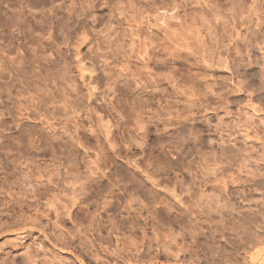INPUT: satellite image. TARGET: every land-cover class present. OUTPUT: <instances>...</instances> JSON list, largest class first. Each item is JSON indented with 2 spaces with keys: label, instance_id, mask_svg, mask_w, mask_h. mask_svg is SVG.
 Wrapping results in <instances>:
<instances>
[{
  "label": "rangeland",
  "instance_id": "374dc122",
  "mask_svg": "<svg viewBox=\"0 0 264 264\" xmlns=\"http://www.w3.org/2000/svg\"><path fill=\"white\" fill-rule=\"evenodd\" d=\"M62 1H65V0H62ZM59 2H61V1H59ZM59 2L56 3V5H57L56 9L57 10L55 12V16L57 15V18L60 17L59 20L60 19L64 20L65 16L63 17L64 14L61 12L62 10L60 11L58 9V7L62 6L64 2L63 3H59ZM119 2L122 3L123 1L119 0ZM181 2H183V1H181ZM181 2L178 1V3H181ZM23 3H24V0H15L14 1L15 7L17 10L22 11V9L24 8L25 11L26 10L31 11V9L29 10V8L26 9V6ZM5 4L2 5V3L0 1V11H1L0 13L2 15H3V13L7 12L6 10H8V7H7L8 4L7 5H5ZM181 6H179V7L177 6L175 9H173L172 11H168V12L162 10V11H159L158 13L155 12V14H154V12L149 10V11H147L148 13L147 12L144 13V15H143L144 19L142 22L143 23V31H142L143 37L141 39L142 44L140 46V52H139V55L141 56V59L143 62L142 61L140 62L137 58H135V56H133V59L131 60L133 62V65H132V63H128L130 61V58H129L130 57V52H129L130 48H129L128 44H130V43L129 42H128V44L124 43L126 47H121V45H124V44L120 41L117 34H116V36H115V34H113V32L115 30H117L118 33L122 30V29H120V27H117L116 23H114L113 26H111L112 28L111 27L109 28V26H107V25H102L103 27H100V26H97L96 23L94 24V26L90 27V28H92V30L93 29L95 30V31L93 30L95 32V33H93V35H94L93 37L97 40L98 44H100L101 48L103 49V51L99 52V54L103 55L105 52V53H107V55H109V54H110V56L114 55L113 60H112V57L109 60V62H110L109 65H111V67L112 66L115 67L116 65H118V66L124 65V67H125L129 64L128 66L132 65L131 66L132 70H135V68H137V71H139V72H140V68H141L140 75H141V78L143 79V82L148 83L149 80L151 81L152 79L156 78L159 81L161 80L160 86L162 88V89L159 88L160 90L159 89L156 90L152 87H148L145 89V92H143V90L139 86V88L142 90V91L140 90V92H141L140 96L136 95L133 98H132V96L124 97V98H126V99H124V101H125L124 102L123 97L119 98V96H121V95H119V93L116 91L117 86L122 85V83H123L122 79H120L115 86L112 85V87H111V86L105 84L107 82V80L104 78L102 80V90H104L106 92L105 93L106 96L103 97V99H101V101H99L98 105L101 106L102 104H105V105H109V107L110 106H116V108L118 107L116 109L117 113L115 111H114V113L116 114L117 117L120 116L119 118H121L120 119L121 123H123L125 128L127 129V133L130 137L131 142L133 143L132 155L134 157L139 158L142 156V149H145L147 151V155H146L144 161L141 162V165L145 168V170L148 172V174L159 177L165 184H168L170 186H176L177 190L182 193V199L184 201L185 206L183 207V209L182 208L181 209L176 208L177 210L176 209L173 210L171 212V214H168V216L165 215L166 213H164L162 211V209L165 206H162L161 203L159 202L160 200L167 199L165 194H163V193L160 195L158 194L160 199L157 202H152V200L146 199V198L136 197L134 199L136 201H134L132 203L134 210H139L140 212L139 211L138 212L142 213V215L144 217L149 216V218H150L148 220V223L149 222L150 223L147 225L148 227L146 226V231H147L146 233H147L148 238L149 239L152 238L153 235H152L150 228L152 225H155L154 227L155 228L157 227L156 230H158V232L160 231L159 234L161 235V238L163 236V238L165 239L163 241L164 242L166 241L165 243H167L168 247H171L170 249H171L172 253H175V254H173V255H175L173 257L174 259L169 258L170 256L168 258L165 257V258L160 259V262L162 264H206V263L207 264H252L251 258L254 255H256L259 252V250L262 252V258H263L261 260V262H264V253H263L264 252V247H263V245H264V234H262V233H264L263 232L264 228H261V226L263 227V224H264V217H263L264 216V187H263L264 186V182H263L264 181V179H263L264 178V176H263L264 175V108L259 109V108H257V106L253 105V103L247 99L248 94H247L246 90L244 89L245 86L249 83V79L246 80L245 74L252 73L251 71H253L254 73L259 72L258 67H251V70L249 68H246V66L248 65L250 60L255 59L256 61L259 62L260 65H262V63L264 62V48H263L264 46H262V45H264V43H263L264 42V32H263L264 30L262 31L263 35H262V32L260 33V38L257 42L259 45L257 43H253L252 45H250V44H246L245 42H244L245 43L244 44L241 41L239 45H241V47L244 45H247V46L249 45L248 46L249 50L243 51L239 56L234 55L235 54L234 52H232V53L226 52L225 53V51H227L226 50L227 48H225V44L227 45L230 43L222 37L224 32L221 30V28H222L221 25H222V23H224L226 21L230 22L229 19H231V13L224 10L226 12L224 14L223 10H220L218 12L220 17H219V19L214 18L216 20V21L214 20L215 21L214 22L208 18L206 13H201L200 9H198L197 6H187L186 9H185V7H181ZM258 6H259V8L260 7L264 8V2H262V5L260 2ZM263 10L264 9H262V11H260V12L261 13L264 12ZM28 11H26V12H28ZM105 12L108 14V11H105ZM106 13H105V15H106ZM6 14L8 15L7 17H9L10 14H8V12ZM92 14H94V13H91V15H89L90 17H88V20H90V21L92 20ZM177 16H179L181 19L187 20L186 21L187 23H185L186 25L184 24V20H181V21L176 20L175 18ZM201 16H202V18H204V21L206 20L205 24H203L202 22H197L198 23L197 24L195 22L197 25L195 24L196 26H194L193 21H191L192 18L202 19ZM221 16L226 17V18L224 19ZM63 20H61L60 22H62ZM164 20H166V21H164ZM182 21H183V24L181 23ZM188 23H190L191 25H188ZM213 23H214V25H213ZM199 24H200V26L202 25L201 26L202 28L199 26ZM206 26L212 27V32L214 31L215 33L209 35V32H205ZM168 27L170 29H172L173 31L174 30H180L181 31V35H180L181 37L180 38L184 37V38H187L190 40L191 37L192 38L199 37L198 34H200V36L201 35L205 36V37H203V36L201 37V42L204 41L201 44L203 45L205 43L203 45V49L205 48V51L207 50L208 52H210V54L215 52V53H213V54H215V55H213V57H215L214 59L216 61L219 59V56L217 57V55H221V57H223L225 55L228 56V54H232L230 56V68H229V70H227V68L225 69L224 67L210 69L211 67H207L206 64L202 63L200 61V58H196L192 55H190L188 57V56H186V53L183 51L179 52V54L181 56L176 57L177 59L174 56H172V58H171V54H174V52L176 53V51H178V50L174 51V48H172L173 49V53H172L171 52L172 51V49H171L172 45L170 43H168V41L165 39V36L163 34V29L168 28ZM203 27H204V29H203ZM0 28H1L0 36L4 37L5 40L8 39L9 38V37H7L9 35L8 32L3 31L2 27H0ZM124 28L126 29L127 27H124ZM14 29L15 28L10 27L9 32H10V30L14 32V33L12 32V34L15 36L14 40H16L19 43L14 42L18 45L13 44L12 47L15 49V53L11 57H16V55L18 54L17 53L18 51L16 49L18 47H20L19 46L20 43L21 44L23 43L24 46H27V48L30 49L31 53L33 51H35L37 54L42 55L44 57H47L49 55L48 58L50 57L51 60L56 61V57L51 53V51H49V48H47V45H46L47 42L51 41V40L47 41L49 39L50 35H44L43 41L44 42L47 41V42L45 44H41L39 41L37 42V39H38V36H36L37 34H34V35H32V33L29 34V29H26L24 31V32H26L25 34H27L26 37H24L22 35V33H19L17 31V29H15L16 31ZM1 31L3 32V36H2ZM4 34L6 35L7 38L4 36ZM64 34H66V33L58 32V35L55 34V37H54L55 38L54 43H55V45L56 44L58 45L57 49H59L63 52H65L66 49L68 48V46L64 45V44H69V42L64 43V41L66 42V35H64ZM206 34H207V36H206ZM215 34L217 36H214ZM110 36L112 37V39H110L111 43H108L107 39ZM1 37H0V40H2ZM210 37H211V39H210ZM235 37H236V35H235ZM18 38H19V40H18ZM150 38H152L154 42L151 41L152 39H150ZM261 38H262V40H261ZM24 39H26V40H24ZM115 39L116 40L119 39L118 43L116 42V44H118V47H117L118 53L114 51L115 50L114 47L110 48L108 50L105 49L108 47L107 45H109V44L112 46V42L116 41ZM145 39H147V40L149 39L148 40L149 42H147ZM142 40H143V42H142ZM100 41L101 42L103 41L102 42L103 44H101ZM105 41H106V43H105ZM120 42H121V44H120ZM152 42L154 43V45H152L153 44ZM25 44H27V45H25ZM104 44H106V47ZM15 45H16V47H15ZM167 45H169V46H167ZM232 45H233V43L230 44V46H232ZM256 45H258V47ZM147 46H148L147 50L149 49L148 53L145 50ZM230 46H229V48H232ZM88 48L89 47H87L85 49V51H88ZM150 48H152V49H150ZM37 49H38V51H37ZM111 49H112V51H110ZM210 50H212V51H210ZM125 51H128V52L125 53ZM45 53H46V55H45ZM169 53H171V54L169 55ZM50 55H52L53 57ZM140 56H139V58H140ZM149 57H150V61H148ZM178 58H180V59H178ZM101 60H103V59H99V61L101 62L100 63L101 66L100 65L99 66L101 69H103L105 67L103 65L104 60L103 61H101ZM57 61H56V63H57ZM126 61L128 64L125 63ZM196 61H198V62H196ZM144 62L150 63L148 70H144L143 65H146ZM118 63H120V65ZM43 64H44V67L47 68V69L45 68L47 71L45 70V73H43V74L44 75L47 74V75L44 77V75H41L42 74L41 72H40V74H38L39 72L37 71L36 75L33 77L34 79L33 78H31V80L28 79L29 82L27 85H29V84L31 85V86L29 85V87L33 88V93H37V92H34L35 90L38 91V93H39V90H40L39 94L41 96H39V94H34V95H36L37 97H41V99H42V101L40 99L41 103H43V104L47 103V105L45 104L46 106L44 105L45 108L42 106V108L45 110H43L41 108V106H40L41 104L39 101H38L39 103L37 101H35V103L37 102L38 104H40V105H38L40 107L39 110H41V112L44 111L43 113H46L47 109H48V111H51L50 109L53 110V107L55 106L56 100H57V102L61 101V100H58L59 94H57L53 90L57 91V89L59 88L60 85H61L60 88L61 87L65 88L67 84L65 82H62L63 78H61V76H60L62 74L61 69H60V67L62 68V64L59 61H58V64L61 65L60 67L58 65H55V67H54L53 65L55 63L49 65L47 63V61H44ZM49 66H51L53 68V70ZM121 66L119 68L116 66V68H113L114 70H108V73L113 75L112 78H114L116 80L118 79V77L120 76L118 72H120L123 69V68L121 69ZM48 68H50L51 71ZM58 69H60V71ZM6 72L7 71H5L4 74H1L2 76H0V84L2 82L1 80H3L2 84L0 85V86H2V87H0V90L2 88V93H3L2 99H5L4 101L7 104L8 96H5V95H7V93H5L3 90L8 89L9 85L6 83H10V80L13 81L14 78L15 79H17V78L13 77L9 73L7 74ZM47 72H49V74ZM50 73L52 74L53 77L50 76L51 75ZM147 74L149 75V77ZM8 75H10V76H8ZM172 75H173V78H172ZM151 76H152V78H150ZM201 76H203V77H201ZM46 77H49V79L51 78V80H50L51 82L49 81V79L47 80ZM43 78H44V80H43ZM54 78H56V79H54ZM112 78L110 80V83L115 82V80ZM147 78H149V79H147ZM52 79H54V80H52ZM38 80H40V82ZM5 81H9V82H5ZM46 81H49L50 84ZM52 81H54V82L52 83ZM247 81H248V83H247ZM35 82L37 83V88L39 90L36 89V85L34 86V84H36ZM240 82L242 84V85L240 84V86H242L241 88L243 90H241L240 86H238ZM46 83L49 84V85H47V87H49L47 90H50L48 92H46V88H47ZM174 83H176L177 86ZM4 84H6V85H4ZM64 84H66V85H64ZM27 85L22 86V87L18 86V88L21 89V92H22V90L24 91L25 89H27L28 91L29 90L32 91L31 88L26 87ZM53 85H55V86H53ZM5 86H7V88L3 89V87H5ZM33 86L35 87V89ZM132 86L135 87V84H132ZM237 86L240 89H238ZM23 87H26V88L22 89ZM51 87H52V90H51ZM55 87H56V89H55ZM171 87H173V89ZM13 90L11 92L12 98H14L15 95L21 96L20 94H17L20 91L19 89H17L18 90L17 92H16V89H13ZM43 90H45V91H43ZM28 91H26V92H28ZM6 92H7V90H6ZM24 92H22V94ZM33 93L30 92V95H33ZM42 93L43 94L45 93V96ZM48 93H49V95H48ZM138 93H139V91H138ZM142 93L143 94L146 93V94H144L145 96ZM30 95H27V97H29ZM42 95L44 96V98L49 99V97L50 98L52 97V98H54V100H52V98H51V99H49L50 101L49 100L47 101V99H46L45 100L46 102H45L44 99L42 98ZM46 95H48L49 97ZM55 95H56V97H55ZM61 95H63V93ZM17 96H15V97H17ZM27 97H25V98L23 96L19 97V100L21 99L20 101L25 104L26 103L25 101L29 100V98L27 99ZM143 97H145V98H143ZM34 98H35V100H38V98L36 99L35 96H34ZM134 98L136 101L133 100ZM51 101H53V104ZM118 101H119V103H118ZM57 102H56L55 107L58 106L59 102L58 103ZM134 102H136L137 104ZM61 103L64 104V102H61ZM47 107H49L50 109ZM59 107H61L60 109H62V107L64 108V105H62V104L60 105V103H59ZM2 109L6 110L4 105H3ZM142 110H143V113H142ZM118 111H119V113H118ZM140 111H141V113H140ZM120 114L122 115V117ZM141 114L143 116H141ZM206 115L208 117L212 118L211 123H209L210 125L208 124L209 125L208 127L205 125L204 120H203V117ZM137 116H138V120H137ZM150 116L153 117V120L151 119L152 117L150 118V120H152L153 121L152 123L154 124V125L151 124V126H150V132H151L150 135L152 137L150 136L146 140L142 141L141 140V132L138 129V122H139V119L140 120L143 119L142 117H144L143 120L147 121ZM83 117H85V116H83ZM179 117L181 118L182 121L184 119L188 118L185 120L188 125L196 126L200 130H204L205 133H203L202 135H198V136H192L189 133H185L184 134L185 146H182V144H180V146H179L180 149L177 150L175 148V146L170 145L166 141L165 137L163 136L164 133L162 131L163 130L162 125L165 124L164 122H166L169 119L170 120L173 119L175 122L176 121L178 122L179 120H176V119H178ZM8 118H5V123L6 124L8 123V126L5 125L6 127H8L7 129L5 128V131L7 130L6 131L7 133L6 132H4V134L0 133V142L2 144H3V137L8 138L7 142L8 141L10 142L11 140H13L17 136L16 134H19V133H17L19 130V127L13 128V125L11 124V121H8L9 120ZM87 123L88 122H85L83 124V126H85L87 128L86 130H84V131H86L85 132L86 135L89 134V132H90L89 131L90 129L88 128L90 125H89V123L88 124ZM22 124H24L25 129L27 128L26 130L29 131L28 134L33 136L34 142L35 141L37 142V143L35 142V145H37L36 148L40 147L41 149L40 150L36 149V148H35V150L29 149L32 147H29V145H27L28 141L25 139L23 140L22 144L20 142H18V143H20V146H19V144L17 145V143L15 144V142H16L15 139L13 140L14 144L12 141H11L12 144H11V142L10 143L8 142L9 146L14 148V149H12L10 147V149L12 151L11 150L8 151L9 146H8V143L6 144V148H4L6 150L2 153L0 152L1 153V155H0V160H1L0 161L1 162L0 163V184L3 181L1 186H0V189H1L0 192L1 193L3 192L2 194H4V193L7 194V191H8V193L13 195L16 192H18L19 189H21L24 192H27V193L32 192V194L36 195L37 189L39 187L36 186L35 183H33L34 178L31 176V174L34 172H37L38 171L37 169L40 165H42V166L50 165L51 166L50 170H52L53 169L52 167H54L55 165H56L55 167L58 168V164H59V166L61 165L60 167L62 168V170H64V171H62V173L63 172L68 173V170H70L71 172L69 173L70 175L63 174V176L60 174V172H55V177L53 179L55 181L58 179L62 180L61 183H58V188H60V193L56 194L58 200L55 201V203L52 207L48 206L47 208H45V207L42 208V206H38V211H32V213L28 215L29 216V222L32 223L33 225H35V227H36V229L33 231L34 232L33 234L23 235L21 237L14 236L13 234L2 235V238H0V264H4V263L8 264V262L11 263L12 260H14V258L16 261H19V260L23 261V260H26L28 257H32V256H37V258L35 260L38 264H42V263L45 264L48 261H49L48 263H51V261H52L51 256H53L55 253H53V251L50 248L48 238L51 239L52 241H54L55 240L54 235L56 233H59L63 229L65 231H66V229H69V228L75 229V230H76V228H77V230L81 229V227H76L73 220L79 212H81L79 214H82L83 212L88 210L87 206H85V205L80 206V204L78 205L80 200L84 199V196H82L80 193V189L82 188V185L86 184L87 187H92V190H96L98 187L96 183L107 180L106 179L107 177L110 179H114L116 177L114 174L115 171H113L114 167L111 165V163L106 161L107 158L105 157V155L107 156V154H106L107 151H104V150H107L106 146H103V148H104L103 152H105L103 154V152L98 151L99 149H97V146L93 148V145L95 146L96 144L93 143L92 146L90 144H87L88 146L89 145L91 146V147L89 146L90 147V151H89V148L87 149L86 148L87 145H85L86 144L85 138H83L84 139L83 140V139H81L82 138L81 136H80L81 138L76 136L78 141L80 142V144L82 142L85 143V144H83L84 149L86 148L87 150L85 149V151L89 152V153H86L84 151V149L82 147H80V145L78 146V141H77L76 137H75V139H73L74 141L72 140V138H71V140H68L69 138H67V137H66L67 139L66 138L57 139V138L53 137V135L51 136V134H47V133H49V131L47 130L48 132H46L45 127H42V124L38 121L37 122H29V121L24 120L22 122ZM240 124L245 127L244 129L247 128L248 133L245 132L244 134H247L250 137V138L248 137L249 139L248 138L246 139V137H244L246 135H244L243 133H240V132H242L241 130H239V128H240L239 126H241ZM73 126L74 125H71V127H73ZM11 127H12V129H11ZM31 129L34 131L32 132ZM93 129H95V128H93ZM11 130H13V131H11ZM142 133H144V132H142ZM12 136L14 138H12ZM19 136H20V134H19ZM34 136H36V137H34ZM10 138H12V139H10ZM156 139L162 140L161 146L156 143ZM5 140H4V144L6 142ZM152 142H154V143H152ZM21 145H22V148H20ZM16 147H18L17 150H16ZM74 148H78L77 150H79V152L77 153L75 151L76 149H74ZM4 149H0V151L4 150ZM52 150H54V151H52ZM95 150H96V152H95ZM6 151H8V152H6ZM19 152H20V154H19ZM75 153H77V154H75ZM85 153L87 154V156ZM95 153L96 154L101 153V155L98 154L96 156ZM18 154L19 155L26 154L27 158L33 156V158H35V160L37 159L36 160L37 163H34L32 160L31 161L25 160V158H18L17 157ZM102 154L104 155V157ZM98 156H99V158H98ZM21 159H23V160H21ZM40 159H42L41 160L42 162L38 163V160H40ZM88 159H90V160H88ZM103 159H104V161H103ZM92 160H96L95 161L96 163H100L99 165H101L100 166L101 169L105 171L106 176H107V177H105V179H103L101 172H99L98 174H92V173L87 171L88 165H91L90 163L93 162ZM100 160H102V161H100ZM105 162H107V163H105ZM149 162L151 163V166H148ZM14 163H16V164H14ZM109 163H110V165H109ZM19 164H21V165H19ZM118 164L120 165L119 162H118ZM64 167H65V169H63ZM5 169H7L8 171L6 170L4 172ZM20 169H22V170H20ZM163 170H167V173L161 172ZM19 172H22V173H26V172L28 173L29 172V175L26 177H23L22 180L18 181V183L16 185L15 184L13 185V183L16 182L15 178L19 175ZM71 173H72V175L74 173L75 174L73 176H71ZM260 175H261V177H260ZM88 177L90 178V181H92L90 184L88 182H86V179ZM6 178H7V180H5ZM260 178L263 179L262 182H260L261 181ZM233 179H235V180L239 179L241 182H239V180L234 181ZM124 181L126 182L128 180H124ZM257 181H259V182H257ZM225 182L226 183L235 182V183H237V185L240 184L242 187H248L249 190H247L248 195H247V199L245 200V202L243 201V202L238 204V202H236V201H231V202H234V203H229L232 207H230V205L228 206V204H227L228 202L225 200L224 196L221 193L222 188H223V184ZM260 183H262V184H260ZM230 184H229V186H233V184H231V185ZM2 187L4 189H2ZM131 193H133V192H131ZM75 199L77 200L75 207L72 208L71 205H68L70 210L66 209L65 207L63 208V206L65 204H68L69 201H73ZM78 199H79V201H78ZM32 203H34V201ZM232 204H234V205H232ZM98 205H99V203H98ZM238 205H240V206H238ZM233 206L235 209H239L238 211L236 210V212H239V211L245 212L243 214L245 215L246 218L244 219L243 214L238 213V215H237L236 212H235V216H234L235 218L233 216L228 217L227 212H228L229 208H233ZM238 207H242V208H238ZM95 208L89 209L88 212H90L92 214L93 212L98 210L99 206L95 207ZM33 209L34 208H32L31 210H33ZM1 210H2V212H1ZM49 210H50V212H49ZM245 210H247V211H245ZM68 211H70V215H67ZM176 211L179 213H176ZM247 212H248V214H250V216L246 214ZM156 214H158L159 216ZM179 214H180V216H178ZM239 215L243 216V218L240 217ZM0 216H1L0 217L1 218L0 219V226H1L0 232H2V233H3V231L6 232L8 228L11 229V228H13V226L16 227L17 225L20 224V221L23 220L21 218L18 220L17 217H12L11 211H9L6 207H0ZM222 216H223V218H222ZM248 216H249V218H247ZM259 216L260 217L262 216V217L260 218ZM152 217L153 218L158 217L159 219L154 218L155 220H153ZM176 217H178V218H176ZM62 218H63V220H62ZM187 218L189 219V221L187 220ZM230 218L231 219L234 218V219L231 220ZM251 218H253L254 220ZM14 219L16 221H14ZM248 219H250V220H248ZM255 219H257V220H255ZM157 220H159V221H157ZM163 220H165V221H163ZM167 220L168 221L170 220V221L168 222ZM174 220H175L176 224H175V222L173 223ZM186 220H187V222L185 223ZM237 220H239V221H237ZM242 220H244V222ZM246 220H247V223H245ZM1 221H3L4 223ZM62 221H64V222H62ZM202 221H204L205 223ZM240 221H242L243 223ZM177 222L181 223L183 225L177 224ZM201 222H202V224H201ZM256 222H257L258 226L255 225ZM14 223H16V224H14ZM156 223H158L160 227ZM218 223H219V225H218ZM222 223L225 225H223ZM237 223H239L240 226L236 225ZM186 224H188V225H186ZM166 225H167V227H166ZM203 225H204V227H203ZM226 225H227V228L225 230L224 227H226ZM229 225H230V227H228ZM163 226H165V227H163ZM199 226H201V227H199ZM170 227H172V228H170ZM235 227H239V228H237L238 230ZM5 228H6V230H4ZM159 228H160V230H159ZM173 228H176V229L174 230ZM195 228H197L198 230H196ZM231 228L234 230H232ZM253 228H255V229H253ZM223 229H224V231H223ZM244 229L245 230L248 229V230H246V232H245ZM241 230L243 231V234H242ZM250 231H251V233H250ZM170 232H171V234H170ZM219 232H220V234H219ZM207 233L211 236H209ZM248 233H250V235ZM214 234H216V235L214 236ZM244 234H245V236H244ZM260 234L262 235L263 238L261 237ZM0 235H1V233H0ZM74 235H77V234L75 233ZM207 235L209 237H207ZM237 235H238V239H237ZM46 236L48 238H46ZM126 236H128V234H126ZM211 237H213V238H211ZM227 237H228V239H227ZM239 238H241L242 240ZM68 239L70 240V237ZM254 239L255 240L258 239V240L255 241ZM260 239L262 240V242ZM89 240L90 241L88 243L89 244L88 247H91L92 252L94 253L96 248H94L93 244L90 245L91 239H89ZM222 240H223V242H222ZM237 240L240 242L238 243ZM244 240H245V242H244ZM75 241H76V237H75ZM135 241L139 245H141V246L143 245V242H141L139 240H135ZM257 242L263 243L262 247H258V250L255 248H257V246H261V244H258ZM112 244L114 245L115 243L110 242L109 247H112V248L107 249V252H112L113 250L111 251V249H115V247L117 246V245L113 246ZM241 244H243V245L241 246ZM244 245H246V246H244ZM223 247H224V249H223ZM251 247H252V249H251ZM116 249H117V247H116ZM178 249H180V251ZM142 250H144V247ZM114 251H116V250H114ZM238 251L239 252L241 251V252L239 253ZM74 253H76V252H74ZM226 253L231 255V256H227ZM7 254H9V255H7ZM5 255L9 256L10 258L9 257L6 258ZM78 256H79L78 253H77V255L76 254L61 255L59 261L55 262L54 264H56V263L57 264H61V263L62 264H80V261H81L80 257L81 256L80 257H78ZM1 259H2V261H1ZM3 259H5L4 262H3ZM84 259L85 258H83V260ZM166 259L167 260L169 259V261H167ZM232 259H234V260L237 259V260L232 261ZM85 263H88V261L86 259H85ZM118 264H124V261L122 260Z\"/></svg>",
  "mask_w": 264,
  "mask_h": 264
},
{
  "label": "bare ground",
  "instance_id": "6f19581e",
  "mask_svg": "<svg viewBox=\"0 0 264 264\" xmlns=\"http://www.w3.org/2000/svg\"><path fill=\"white\" fill-rule=\"evenodd\" d=\"M0 1H1L2 5H4L5 3H6L5 5L8 4L7 5L8 10H6V11L8 12V14H10L9 17H7L8 16L6 14L7 12L3 13V15L0 13V27L3 28V31H7L9 34L7 36L9 38L6 40L4 37L0 36L2 38V40H0L1 41L0 42V76H2L1 74H4L5 71H7L6 72L7 74L9 73L13 77L17 78V79L14 78L15 80L12 78L13 81L10 80V83H6L9 85V86L7 85L8 89H6L7 86L3 87V89L5 88L7 90V92H6V90H3L5 93H7V95H5V96H8V98L6 97L8 99L7 104L4 101L5 99H2V95H3L2 88L0 90V133L4 134V132L7 131V130L5 131V128L7 129L8 127H6L5 125L8 126V123L7 124L5 123V118L9 117L8 121H11L13 128L19 127V130L17 133H19L20 136H19V134H16L17 136L15 138L12 136V138H14L16 140L15 144L17 143V145L19 144V146H20V143L22 144L23 140L25 139L28 141L27 145H29V147H32V148H29L31 150H33V149L35 150L37 145H35L36 141L34 142L33 136L28 134L29 131H27L26 130L27 128L25 129L24 124H22V122L24 120L29 121V122H37V121L40 122L42 124V127H45L46 132L49 131V133H47V134H51V136L53 135V137H55L57 139H63V138L67 137V138H69L68 140H71V138L73 140V139H75L76 136H78V137L81 136L82 137V138L80 137L81 139L85 138L86 142L85 141L84 142L86 144L82 142L81 143L82 145H81L80 142L78 141L77 137H76V139L78 141V146L80 145V147H82L83 149H84L83 144H85V145L90 144L92 146V144L94 143L96 145L95 146L93 145V148L97 146V149H99L98 151L103 152V150H104L103 146H106L107 150H104V151H107V153H106L107 156L105 155L107 160L106 159L105 160L110 162L111 165L114 167L113 171H115L114 174L116 176L114 179L108 178L106 176L105 171L101 169V167H100L101 165H99L100 163H96L95 162L96 160H92L93 162L90 163L92 166L88 165L87 171L92 173V174H98L99 172H101L103 179H105V177H107L106 178L107 180L96 183L98 186L96 190H92V187H87L86 184H83L82 188L80 189V193L82 196H84V199L80 200L78 205L79 204H80V206L85 205V206H87L88 210L95 208V207H98V206H99V208L97 211L93 212L92 214L90 212H88V210H87V211L83 212L82 214H79V213H81V212H79L75 216L73 222L76 225V227H81V229L77 230V228H76V230H75V229L69 228V229H66V231L63 229L59 233H56L54 235L55 236L54 241H52L51 239H49L46 236V238H48V240H49L50 248L53 251V253H55V254L53 256H51V260H52L51 263H48L49 262L48 261L45 264H54L55 262L59 261L61 255H65V254H76L77 255V253L79 254L78 257L81 256L80 257V259H81L80 264H118L122 260L124 261V264H162L160 262V259L165 258V257L168 258L169 256H170L169 258H173L175 256L173 254H175V253H172V251L170 249L171 247H168L167 243H165L166 241L165 242L163 241L165 239L163 238V236L161 238V235L159 234L160 231L158 232V230H156L157 227L155 228L154 227L155 225L151 224L152 226L150 229H151L153 236L150 239L148 238L147 233H146L147 232L146 226L150 223V222L148 223V220L150 218H149V216L144 217L142 215V213H139L140 212L139 210H134L132 203L134 201H136V200H134L136 197L146 198V199L152 200V202H157L160 199L158 194L160 195L163 193V194H165L167 199L160 200L159 202L161 203L162 206H165L162 209V211L164 213H166L165 215L168 216V214H171V212L173 210H175L176 208L177 209H181V208L183 209V207L185 206L184 201L182 199V193L177 190L176 186H170L168 184H165L159 177L148 174V172L145 170V168L141 165V162L144 161V159L147 155V151L145 149H142V156L139 158L134 157L132 155L133 143L130 140V137L127 133V129L125 128L124 124L121 123V121H120V119H121V118H119L120 116L117 117L116 114L114 113V111L117 113L116 109L118 107L117 108H116V106H110L109 107V105H105V104H102L101 106L98 105L99 101H101V99H103V97L106 96L105 95L106 92L104 90H102V80L105 78L107 80V82L105 81L106 83L105 82L104 83L106 85H109L112 87V85L115 86L118 83V81L120 79H122L123 83L121 82L122 85L117 86L116 91L119 93V95H121V96H119V98L123 97V101H124V99H126L124 97L132 96V98H133L136 95L140 96V93H141L140 90L141 89L143 90V92H145V89L148 87H152L156 90L161 88V86H160L161 80L159 81L155 78V79H152L151 81L149 80L148 83H145V82H143V79L141 78V75H140L141 68H140V72L137 71V68H135V70L131 69V66L133 65V62L131 61L133 59V56H135V58H137L140 62L142 61L141 56L139 55L140 46L142 44L141 39L143 37V32H142L143 31V23L142 22L144 19V17H143L144 13H146L149 10L154 12V14H155V12L158 13L159 11H162V10L167 11V12L172 11L177 6L179 7L181 5H182L181 7H185V9L187 8V6H197L198 9H200L201 13H206V15L208 16V18L211 21H214L215 20L214 18L219 19L220 15L218 12L220 10H223L224 14L226 13L225 11L230 12L231 13V19H229V20L231 23L229 21H226V22L222 23V25H221L222 26L221 30L224 32L222 37L225 40H227L230 44L233 43V45L230 46V44L226 45L223 42L225 44V48H227L226 49L227 51H225V53L226 52L227 53L228 52L229 53L234 52L235 53L234 55L239 56L243 51L249 50V47H248L249 45L248 46L244 45L241 47V45H239L240 42L242 41L243 43L245 42L246 44H250V45H252L253 43H257L259 38H260V33L264 30V12H262V13L260 12L264 8H261V7L259 8V6H258L260 2L262 5V2H264V0H178L180 2L183 1L181 3H178L177 0H122L123 1L122 3L119 2V0H65V1H62V0H24L23 4L26 6V9L27 8H29V10L31 9V11L26 10L28 12H26L23 7H22L23 8L22 11L17 10L15 7V4H14L15 0H0ZM59 1H61V2H59ZM58 2L59 3L64 2L63 5L61 4L62 6L58 7V9L60 11L62 10L61 12L64 14L63 17L65 16L64 20L63 19L59 20L60 17L57 18V15L55 16V12L57 10L56 9L57 8L56 3H58ZM105 11H108V14ZM90 12L94 13V14H92V20L91 21L88 20V17H90L89 15H91ZM105 13H106V15H105ZM201 18H202V16H201ZM222 18L225 19L226 17H222ZM175 19L180 20V21L184 20V24L187 23L186 22L187 20L181 19L179 16H177ZM61 20H63V21L60 22ZM164 21H166V20H164ZM191 21H193L194 26H196L198 24L197 22H202L203 24H205L206 20L204 21V18H202V19L192 18ZM95 23L97 24V26L103 27L102 25H107V26H109V28L111 26H113L114 23H116L117 27H120V29H122V30L119 33L117 32V30H115L113 32V34H115V36L117 34L118 38L120 39V41L123 44L124 43L128 44V42L130 43V44H128V46L130 48V51H129L130 52V57H129L130 61L128 63H132V65L128 66L129 65L127 63L128 60L125 62L128 65L125 67H124V65H122L123 66L122 67L120 65V63H118L121 66V69L122 68L123 69L120 72L117 71L120 75L117 80L112 78L113 75L108 73V70H114L113 68H116V66L119 68L120 66L116 65L115 67H113V66L111 67V65H109V63H110L109 60L111 59V57L113 60L114 55L110 56V54L107 55V53H105V52L103 55L99 54V52L103 51V49L101 48L100 44H98L97 40L93 37L94 36L93 33H95L94 32L95 30L93 29L94 30L93 31L92 28H90L91 26H94ZM181 23L183 24V21ZM190 23H188V25H191ZM213 25H214V23H213ZM199 26H200V24H199ZM10 27L17 29V31L19 33H22V35L24 37L27 36V34H25L26 32H24V31L26 29H29V34H31V33H32V35L37 34L36 35V36H38L37 42L39 41L41 44H45L47 41L51 40L50 42L46 43L47 48H49V51H51V53L56 57V61L58 60L62 64V68L60 67L61 65L58 64V61L56 63L55 60H51L50 57L48 58L49 55L47 57H44L42 55L37 54L35 51H33L31 53L30 49H28L27 46H24L23 43L22 44L20 43V45H19L20 47H18L16 49L18 51L17 53L19 55L15 54L16 57H11L15 53V49L12 47L13 44H16L19 42L14 40L15 36L12 34V32H13V31H11L12 29L10 30L11 33L9 32ZM124 27H127V28L125 29ZM205 28H206L205 32H209V35L215 33L214 31L212 32V27L206 26ZM203 29H204V27H203ZM0 30H1V28H0ZM58 32L66 33V34H64V35H66V42L64 41V43L69 42V44L63 43L64 45L68 46V48L66 49L65 52L57 49L58 45L56 44L57 45L56 46L54 43L55 42V38H54L55 34L58 35ZM263 32H262V35H263ZM163 34L165 36V39L168 41V43H170L172 45V46L170 45L171 49L174 48V51L178 50V51H176V53L174 52V54L169 53V55L171 54V58H172V56H174L175 58L180 57L181 55L179 54V52L183 51L186 53V56H188V57L190 55H192L196 58H200V61L202 63L206 64L207 67H211L210 69L224 67L225 69L227 68V70H229V68H230V56L232 54H228V56L222 55L223 57H221V55H217V57L219 56V59L216 61L214 59L215 57H213V55H215L213 53H215V52H213V53L211 52L212 54H210V52H208L207 50L205 51V48L203 49V45L205 44V43L203 45L201 44L202 42H204V41L201 42V37L203 35L200 36V34H198L199 37H195V38L191 37L190 40L187 38H184V37L180 38L181 37L180 36L181 31L180 30H174L173 31L169 27L163 29ZM44 35H50L49 39L46 42L43 41ZM235 35H236V37H235ZM2 36H3V32H2ZM4 36L6 37L5 34H4ZM206 36H207V34H206ZM214 36H217V35L215 34ZM203 37H205V36H203ZM262 38H261V40H262ZM110 39H112L111 36L107 39L108 43H111ZM119 39H117V40L115 39L116 41L112 42V46L109 44V45H107L108 47L105 49L108 50V49L114 47V49H115L114 51L117 52L118 44H116V42L118 43ZM150 39H152V38H150ZM210 39H211V37H210ZM18 40H19V38H18ZM24 40H26V39H24ZM145 40L147 42H149L148 41L149 39L148 40L145 39ZM151 41H153V39ZM14 42H16V43H14ZM102 42H101V44H103ZM121 42H120V44H121ZM142 42H143V40H142ZM105 43H106V41H105ZM16 45H18V44H16ZM16 45H15V47H16ZM25 45H27V44H25ZM104 45L106 47V44H104ZM152 45H154V43ZM258 45H256V46L258 47ZM167 46H169V45H167ZM229 46L232 48H229ZM262 46H264V45H262ZM87 47H89L88 51H85V49ZM121 47H126V46L124 44V45H121ZM147 48H148V46L146 47L145 50L148 53L149 49L147 50ZM150 49H152V48H150ZM37 51H38V49H37ZM110 51H112V49ZM210 51H212V50H210ZM127 52L128 51H125V53H127ZM171 52L173 53V49ZM45 55H46V53H45ZM50 56H52V55H50ZM139 56H140V58H139ZM99 59L104 60L103 65L105 67L103 69L100 68L101 62L99 61ZM148 59H149L148 61H150V57ZM178 59H180V58H178ZM103 60H101V61H103ZM44 61H47V63L49 65L55 63L53 65L54 67H55V65H58L61 69V72H62V74L60 76L64 80V81L62 80V82H65L67 84V85L64 84V85H66L65 88H62V87L60 88V86H61L60 85L59 88L57 89V91L53 90L57 94H59L58 96L60 99L58 98V100H61V101H58V102L60 103V105L61 104L64 105V108L62 107V109H60L61 107H59V103L56 100V102L58 103V106L55 107L56 106V102H55V106L53 107V110L50 109L49 107H47L51 110V111H48V109H47V112H48V113L46 112L47 114L43 113L44 112L43 110H45V109L42 108V106L44 107V105L45 104L47 105V103H44V104L41 103V101H42L41 97H37L36 95H34V94L40 93V90L37 88V83L35 82L36 84H34V83L33 84H34V86L36 85V89L39 90V93L36 90L34 92H37V93H33V88L29 87L30 84L27 85L29 82L28 79L31 80V78H33L36 75L37 71L39 72L38 74H40V72H41L42 73L41 75H44L43 73H45V70L47 69L46 67H44V64H43ZM196 62H198V61H196ZM145 64L146 65H143L144 70H148L150 63L148 62ZM49 67H51V66H49ZM251 67H258L259 72L254 73L253 71H251L252 73L245 74V78H246V80L249 79V83L247 81L248 84L246 83L247 85L245 86L244 89L246 90V92L248 94L247 99L249 101H251L253 103V105L257 106V108L262 109V108H264V62L262 63V65H260L259 62L256 61L255 59L250 60V62L246 66V68H249L251 70ZM48 69L50 70V68H48ZM60 69H58V70L60 71ZM52 70H53V68H52ZM47 73L49 74V72H47ZM52 74L50 75L51 77H53ZM46 75H44V77ZM8 76H10V75H8ZM148 77H149V75H148ZM201 77H203V76H201ZM111 78L114 79L115 82L110 83ZM150 78H152V76ZM172 78H173V75H172ZM46 79L48 80L49 77H46ZM54 79H56V78H54ZM54 79H52V80H54ZM147 79H149V78H147ZM40 80H38V81L40 82ZM43 80H44V78H43ZM50 80H51V78L49 79V81ZM1 81L3 82V80H1ZM49 81H46V82H48L50 84L51 81L50 82ZM2 82H1V84H2ZM5 82H9V81H5ZM53 82L54 81H52V83ZM6 84H4V85H6ZM49 84L46 83V87ZM132 84H135V87H133ZM174 84L176 85V83H174ZM240 84H241V82L239 83L238 86H240ZM25 85H27L26 86L27 88L32 89V91L31 90H29V91L31 93H33V95L36 97V99L38 98V100H35L34 96L30 95V92L27 89H25V90L28 92H26L25 90H24L25 91L24 92L22 90V92L25 93V94L23 93L24 95L22 94L21 89L18 88V86L22 87ZM53 86H55V85H53ZM139 86L141 87V89L139 88ZM238 86H237V88H238ZM0 87H2V86H0ZM26 87H23L22 89H24ZM241 87L242 86H240V88ZM48 88L49 87L46 88V92L50 91V90H47ZM171 88L173 89V87H171ZM240 88H238V89H240ZM13 89H16V92L18 91L17 89H19L20 91L17 94H20L21 96L15 95L17 97L14 96L15 99L12 98L11 92ZM34 89H35V87H34ZM55 89H56V87H55ZM51 90H52V87H51ZM241 90H243V89L241 88ZM43 91H45V90H43ZM138 91H139V93H138ZM62 93H63V95H61ZM146 93H144V94H146ZM27 95H30V96L27 97ZM43 95L45 96V93ZM43 95H42V98L45 101L47 98H44ZM48 95H49V93H48ZM48 95H46V96H48ZM22 96L24 98L27 97V99L29 98L28 101L27 100L25 101L26 102L25 104L20 101L21 99L19 100V97H22ZM39 96H41V95L39 94ZM55 97H56V95H55ZM51 98L49 97V99H51ZM143 98H145V97H143ZM40 99H41V101H40ZM49 99H47V101ZM52 100H54V98H52ZM133 100L136 101L135 98ZM35 101H37V102L39 101L41 105L38 104L39 102L35 103ZM51 102L53 104V101H51ZM61 102H64V104ZM118 103H119V101H118ZM134 103H136V102H134ZM3 105H4L6 110L2 109ZM38 105L41 106V108L43 109L42 110L43 112H41V110H39L40 107ZM118 113H119V111H118ZM140 113H141V111H140ZM142 113H143V110H142ZM83 116H85V117H83ZM141 116H143V115L141 114ZM121 117H122V115H121ZM151 117L152 116H150L147 121L143 120L144 117H142L143 119H141V120L139 119V122L137 121L138 122V129L141 132V140L142 141L146 140L147 138H149L151 136L150 135V133H151L150 132V126H151V124H153L152 123L153 117L152 118ZM150 118L152 120H150ZM179 118L176 120L180 121L181 118L180 119ZM186 119H188V118H186ZM186 119H184L183 121L181 120L180 122L179 121L175 122L173 119H171V120L169 119L166 122H164L165 124L162 125L163 126L162 131L164 133L163 136L165 137L166 141L170 145L175 146V148L177 150L180 149L179 148L180 144H182V146H185V138H184L185 133H189L192 136H198V135H202L203 133H205L204 130H200L196 126L188 125L185 121ZM137 120H138V116H137ZM203 120H204L205 125L208 127L210 125L209 123H211L212 118L208 117L206 115L203 117ZM85 122H88L90 125L88 127L90 129L89 130L90 132L88 131L89 134H87V135L85 133L86 131H84L87 128L85 126H83V124ZM71 125H74V126L71 127ZM239 127H240L239 130L242 131L240 133H243V134L245 132L248 133L247 128L244 129L245 127L242 125ZM93 128H95V129H93ZM11 129H12V127H11ZM11 131H13V130H11ZM33 131L34 130H32V132ZM142 132H144V133H142ZM244 135H246V136H244V137H246V139L249 137L247 134H244ZM34 137H36V136H34ZM12 138H10V139H12ZM7 139L8 138L3 137V144L0 142L1 143L0 149L6 148V144L9 142V141L7 142ZM4 140L6 141L5 144H4ZM13 140H11V141L14 144ZM12 142H11V144H12ZM18 142H20V143H18ZM9 143H8V146H9ZM152 143H154V142H152ZM156 143L161 146L162 140L156 139ZM87 146H86V148L87 149L89 148V151H90L91 146L90 147L89 146L87 147ZM10 147L11 146H9V148H8L9 150L7 149L8 151L11 150ZM11 148L14 149L13 147H11ZM17 148L18 147H16V150H17ZM20 148H22V145ZM36 149L40 150L41 148L39 147ZM74 149H76L75 151L77 153L79 152V150H77L78 148H74ZM85 149H84V151H85ZM5 150L6 149L1 150L0 152L2 153ZM8 151H6V152H8ZM52 151H54V150H52ZM95 152H96V150H95ZM1 153H0V155H1ZM77 153H75V154H77ZM86 153H89V152L87 151ZM104 153L105 152H103V154ZM19 154H20V152H19ZM19 154L17 155L18 158H25V160H30V161L32 160L34 163H37L36 162L37 159L35 160V158H33V156L32 157L28 156L29 158H27L26 154H24V155H19ZM98 154L101 155V153H98ZM98 154H96V156ZM86 156H87V154H86ZM103 157H104V155H103ZM98 158H99V156H98ZM21 160H23V159H21ZM41 160L42 159L38 160V163H41L42 162ZM88 160H90V159H88ZM100 161H102V160H100ZM103 161H104V159H103ZM118 162L120 163V165L118 164ZM105 163H107V162H105ZM110 163H109V165H110ZM14 164H16V163H14ZM21 164H19V165H21ZM60 166L58 164V168L52 167L53 169L50 170V168H51L50 165H45V166L40 165L37 169L38 171L31 174V176L34 178L33 183H35V185L39 187L37 189L36 195L32 194V192L31 193L24 192L21 189H19L18 192H16L13 195L8 193V191H7V194H5V193L2 194L3 192L2 193L0 192V207H6L9 211H11L12 217H17L18 220L20 218L23 219L20 221V224L17 225L16 227L13 226V228H11V229L8 228L6 232H4V231H3V233L0 232L1 233L0 238H2V235H5V234L6 235L13 234L14 236L21 237L23 235H31L34 233L33 231L36 229V227H35V225H33L32 223L29 222V216L28 215L31 214L32 211H38V206H42V208H44V207L47 208L48 206L52 207L54 205L55 201L58 200L57 195H56L57 193H60V188H58V183H61L62 180L58 179L55 181L53 179L55 177V172H60V174L62 176H63V174L70 175L69 174L71 172L70 170H68V173H64V172L62 173V171H64V170H62V168ZM148 166H151L150 162L148 163ZM63 169H65V167ZM6 170L7 169H5L4 172ZM20 170H22V169H20ZM161 172L167 173V170H163ZM28 175H29V172L28 173L27 172L26 173L19 172V175L16 178L14 177L16 179V182H14L13 185L14 184L16 185L18 183V181L22 180L23 177H26ZM73 175L71 173V176H73ZM260 177H261V175H260ZM260 179H261L260 182H262V180L264 178L263 179L260 178ZM5 180H7V178ZM124 180H128V181L125 182ZM233 180L236 181L237 179L236 180L233 179ZM2 182H1V184H2ZM86 182H88L90 184L92 181H90V178L88 177L86 179ZM239 182H241V181L239 180ZM257 182H259V181H257ZM228 183L225 182L223 184V188L221 191L225 200L228 202L227 203L228 206L230 205L229 203H234L231 201H236V202H238V204L243 202V201L245 202V200L247 199V195H248L247 194L248 193L247 190H249L248 187H242L240 184H239L240 185L239 186L235 182L231 183V184H233V186H229L230 183L229 184ZM1 184H0V186H1ZM260 184H262V183H260ZM2 189H4V188L2 187ZM131 192H133V193H131ZM33 201H34V203H32ZM78 201H79V199H78ZM76 202H77L76 199L73 201H69V203L65 204L63 206V208L65 207L66 209L70 210L68 205H71L73 208L76 206ZM98 203H99V205H98ZM232 205H234V204H232ZM240 205H238V206H240ZM230 207H232V206L230 205ZM32 208H34V209L31 210ZM238 208H242V207H238ZM236 210L238 211L239 209H235L234 206H233V208H229V210L227 212L228 217H230V216L234 217ZM245 211H247V210H245ZM1 212H2V210H1ZM49 212H50V210H49ZM176 213H179V212L176 211ZM236 213L238 215V213L243 214L245 212L239 211ZM246 214L250 216V214H248V212ZM67 215H70V211H68ZM156 215H158V214H156ZM178 216H180V214ZM243 216L245 219L246 217L244 214H243ZM243 216H240V217L243 218ZM249 216L247 218H249ZM154 218L152 217L153 220L157 219L158 217L155 219ZM176 218H178V217H176ZM222 218H223V216H222ZM234 218H232V219H234ZM251 219H253V218H251ZM62 220H63V218H62ZM187 220L189 221L188 218H187ZM187 220L185 221V223L187 222ZM239 220H237V221H239ZM248 220H250V219H248ZM255 220H257V219H255ZM14 221H16V220L14 219ZM157 221H159V220H157ZM163 221H165V220H163ZM242 221L244 222V220H242ZM242 221H240V222H242ZM1 222H3V221H1ZM62 222H64V221H62ZM174 222H175V220L173 221V223ZM178 222H177V224H181ZM202 222H204V221H202ZM202 222H201V224H202ZM16 223H14V224H16ZM245 223H247V220L245 221ZM156 224H158V223H156ZM175 224H176V222H175ZM188 224H186V225H188ZM181 225H183V224H181ZM218 225H219V223H218ZM223 225H225V224H223ZM236 225L240 226L239 223H237ZM255 225L258 226L257 222ZM158 226H159V224H158ZM163 227H165V226H163ZM166 227H167V225H166ZM199 227H201V226H199ZM203 227H204V225H203ZM228 227H230V225ZM170 228H172V227H170ZM224 228L226 230L227 225ZM235 228L237 229L239 227H235ZM261 228H264V224H263V227L261 226ZM173 229L175 230L176 228H173ZM195 229L198 230L197 228H195ZM253 229H255V228H253ZM4 230H6V228ZM159 230H160V228H159ZM232 230H234V229H232ZM246 230H248V229H246ZM246 230L244 229L245 232H246ZM223 231H224V229H223ZM220 232H219V234H220ZM75 233L77 235H74ZM250 233H251V231H250ZM250 233H248V234L250 235ZM126 234H128V236H126ZM170 234H171V232H170ZM242 234H243V231H242ZM262 234H264V233H262ZM208 235H207V237L211 236V235H209V236ZM215 235L216 234H214V236ZM244 236H245V234H244ZM69 237H70V240L68 239ZM75 237H76V241H75ZM228 237H227V239H228ZM261 237H262V235H261ZM211 238H213V237H211ZM89 239H91L90 245L93 244L94 248H96L94 253L92 252V248L88 247L89 246L88 243L90 241ZM237 239H238V235H237ZM239 239H241V238H239ZM135 240H139V241L143 242V245L142 246L139 245ZM257 240H255V241H257ZM110 242H114L115 243L114 245L115 246L117 245L116 246L117 249L115 247V249H111V251L113 250L112 252H107V249L112 248V247H109ZM222 242H223V240H222ZM239 242L240 241H238V243ZM244 242H245V240H244ZM261 242H262V240H261ZM243 244H241V246ZM258 244H261V246H257V248H255L257 250H258V247H262L263 243H258ZM244 246H246V245H244ZM143 247H144V250H142ZM263 247H264V245H263ZM223 249H224V247H223ZM251 249H252V247H251ZM114 250H116V251H114ZM178 250L180 251V249H178ZM74 252H76V253H74ZM7 255H9V254H7ZM227 256H231V255L227 254ZM5 257L7 258L9 256L5 255ZM36 258H37V256L28 257L26 260H23V261L19 260L20 262L16 261L14 258V260H12L11 263H9L8 261L7 262H8V264H38L35 260ZM83 258H85L88 261V263H85V259L83 260ZM5 259H3V262ZM262 259H263L262 258V252L259 250V252L251 258V262H252V264H264V262H261ZM233 260L234 259H232V261ZM235 260H237V259H235ZM1 261H2V259H1ZM167 261H169V259Z\"/></svg>",
  "mask_w": 264,
  "mask_h": 264
}]
</instances>
